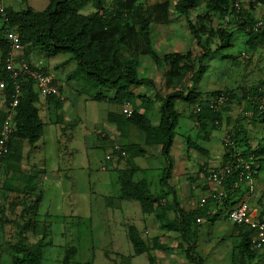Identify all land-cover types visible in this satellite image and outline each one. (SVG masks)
I'll return each mask as SVG.
<instances>
[{
	"label": "rangeland",
	"instance_id": "obj_1",
	"mask_svg": "<svg viewBox=\"0 0 264 264\" xmlns=\"http://www.w3.org/2000/svg\"><path fill=\"white\" fill-rule=\"evenodd\" d=\"M3 1L5 3L9 2L14 9L30 6L34 10H42L48 3V0ZM176 1L137 0L136 2L143 10L151 5L165 2L167 11L163 13L157 8L151 10V12L150 9L147 10V12H150L149 40L145 41L138 36H133L128 45H120L119 47L121 57L136 56L139 59V76L151 80V83L139 87H129L137 97L131 104H128L133 109L144 111L151 123L153 125L157 124L160 101L156 93L165 95L175 88L185 89L193 86L190 76L197 68L196 56L200 48L188 29L187 20L190 19L197 27L198 23L203 24L201 43H204L210 49H214L216 46L215 29L222 26L232 32L233 38L231 46L220 51L217 56H222V52H224L230 53L225 54L230 57L218 58V66L212 67L211 74L215 73L216 81L224 83L220 91H231L235 94L230 102L226 104L227 110L222 111L221 118L208 124L210 133L213 134L214 139L220 137L222 139L226 131L230 130L234 121H241V124L247 128V136L255 142L261 141L262 139L257 140V136L259 138L264 136V123L258 125L257 122L248 121V119L253 120L249 117L252 109L248 105V100L243 98L240 93L250 86L256 85L260 80H264V40L257 43L254 49H251L247 43V36L235 29L234 12L230 9L224 15L218 12L206 14L205 3L207 0H196L195 5L187 14H181L174 9ZM247 1L236 0V4L247 8ZM93 10L94 8L87 4L80 9V12L89 13ZM263 13L264 6L261 5L255 6L252 10V14L256 19L261 18L264 15ZM143 49L146 51L151 49L159 56L173 51L180 53H187L188 51L189 54L186 59L180 62L178 76L168 82L165 80L168 63L165 61L155 62L149 54L142 53ZM242 53L245 55L243 56ZM30 55L34 62H30ZM16 56L35 67H42L43 71L53 76L60 89H63L65 99L62 102L61 113L63 119L70 120V122L68 121L67 130L63 131V135L67 139L63 140V137H61L59 144L55 141V136L60 131L61 125L55 123L54 112L48 115L52 122L48 121L43 127L44 135L42 137L45 138L44 165L46 170L49 171L54 168L55 163L62 162L61 157L58 158L57 154L56 156L53 155L55 149L58 152V148L63 152H71L70 159H68L71 165H68L69 169L63 170L65 173L62 174L61 183L48 180L44 178L41 172L39 173L40 168L39 165L35 164L37 160L33 159L34 154L32 158V148H29L26 141L21 140H15L12 144L11 157L6 156L0 159V259L6 256L7 250L10 253L11 243L16 239L18 240L21 234L26 242L33 243L35 231H32V226L35 220H43L41 221L43 225L42 236L38 239L42 243V258L39 264H62L64 250L68 247L75 248L70 264H124L128 258L122 256L119 252H115L109 238L104 237L100 232L103 199L108 198H105L103 194L111 195L112 201L119 200L114 197L117 192L114 181L108 180L106 189H103L104 182L99 181V179L113 176V174L110 170L101 169V166L105 164V154L108 152L109 147L107 142L102 141L99 137L97 138L99 132L106 130L109 108L120 113V104L111 100L113 91L106 89L103 91L109 98L108 100L85 101V93L87 95L95 93L101 88L95 84L93 79L76 70V62L70 58L71 53L69 52H60L54 56H48L38 48L23 46L16 52ZM40 63L43 65L40 66ZM139 94L142 97H138ZM211 95L214 94L212 92L205 94L204 99ZM184 105L180 100L176 102V108L182 111L178 126L175 129V142L170 150V156L174 157L175 163L178 162L179 158L187 159V145L181 140H184L189 133H191L189 134L191 135L190 139L201 144L206 143V141L204 140V142L200 138H206L209 135V132L199 130V138L195 137V129H189L185 125V118H187L189 121H193L195 128H198L194 119V110L192 108L188 115L189 110H185ZM192 107H194V104H192ZM43 111V113L40 111V114L45 119L47 113L45 110ZM129 128L130 126L122 129L128 132ZM115 133L117 134L119 131ZM41 138L39 141H41ZM87 144L92 147H87ZM189 145L192 144L189 142ZM117 146L115 144L112 154L120 160L125 159L127 154L124 155L120 146ZM189 148H191L189 149V161H192V164L196 163L197 169L190 168L189 163L183 164L182 166L186 167L187 171L181 170L179 172V175H177L179 177L176 180L177 185L184 188V190L188 188L202 190L209 187V185H214L210 182V173L212 169L219 167L214 165L215 159L217 160L216 151H212L211 156H206V150L203 147ZM115 150L118 152H115ZM149 151L154 153L155 150L150 148ZM125 153L131 154V152ZM149 153L145 157L135 156L134 160L143 167L148 164H158L157 167L155 166L154 169L152 168L146 173L151 176L152 180L156 181L157 177L160 176L164 160L160 156ZM34 177L38 186L37 190L30 189ZM262 184V188H255L254 191V197L260 201L264 200V181ZM39 190L42 197L39 199L36 208L39 216H36L34 208L37 197H40ZM135 203L139 205L137 201ZM227 206L221 205V208L225 209ZM215 225V223L205 220L201 226L200 243L196 251L203 258V264H264V250L262 249L258 250V256L253 260L248 261L242 257L244 259L242 263L241 260L237 259V255H228L221 261L216 260L215 257H212L211 261L209 259L204 260L201 249L210 245L211 240L208 237L214 232ZM61 228H64L62 235L60 233ZM128 243L130 245V242ZM121 248L122 253L128 254L125 247L122 246ZM143 258L145 259L144 254L136 260L133 259L132 263H137V259ZM2 264L5 263L2 262ZM8 264H11L10 261Z\"/></svg>",
	"mask_w": 264,
	"mask_h": 264
},
{
	"label": "trees",
	"instance_id": "obj_2",
	"mask_svg": "<svg viewBox=\"0 0 264 264\" xmlns=\"http://www.w3.org/2000/svg\"><path fill=\"white\" fill-rule=\"evenodd\" d=\"M108 1V2H107ZM1 2V0H0ZM137 0H48L47 5L42 10H34L30 6L14 9L10 6L3 7L0 11V81L5 82L1 89L4 103L7 105L12 100L14 85L5 69V58L9 51L8 41L4 37L6 28H13L19 36L21 46L35 47L48 56H54L60 52L71 53V59L76 62V70L83 72L86 76L94 80L98 89L91 98L94 100L109 99L104 93V89L113 91L111 100L114 103H132L137 97L129 89L130 86L139 87L151 80L141 77L138 74L139 59L136 56L121 57L119 53L120 45H128L133 36H138L145 41L149 40L150 12L157 8L166 13L165 2L151 5L143 10L137 5ZM196 0H177L174 4L176 12L187 14L195 5ZM236 0H207L205 3L206 14L218 12L224 15L227 11L234 12L235 29L243 32L247 36V43L254 49L257 43L264 40V15L256 19L252 10L257 5L264 6V0H248V7H240ZM90 4L94 8L89 13H82L80 9ZM150 9V12L147 10ZM3 14V15H2ZM264 14V13H263ZM136 18V19H135ZM199 18V17H197ZM134 20V21H133ZM257 23H260L257 25ZM137 25V27H136ZM187 25L195 42L199 45V52L196 56L197 68L192 72L190 81L192 87L185 89L175 88L160 95L156 93L159 106L158 123L153 125L144 111L132 108L129 116L115 111L107 112V121L115 125L120 132V136H125L126 132L122 128L135 126L145 134V144H160L161 156L164 160L162 173L159 178L161 186H167L171 176L172 160L170 148L174 138V128L177 126L179 112L175 108V101L180 100L188 104H200L199 111L194 112V119L199 130L206 132V128L213 120H218L222 116V111L227 110V103L234 96L231 91H224L228 95L226 104L220 109H211L201 99L200 92L195 91L196 84L202 78L207 69L206 61L214 54L231 46L232 32L225 27H218L214 33L217 36L216 46L210 49L201 43V31L203 24L198 23V27L190 20ZM147 53L155 62L165 61L168 63L165 80L170 82L179 74V64L186 59L187 53L169 52L161 56L151 49L142 50ZM223 58L228 57L223 55ZM264 80H260L256 85H252L242 92V97L248 100V105L252 109L249 115L253 120L264 122V111L257 109V99L262 94L261 86ZM17 105L13 116L14 127L10 133L8 141V152L0 157H11V147L14 141H26L29 144L36 142L42 134L43 122L36 105L38 93L34 89L31 79L23 78L19 82ZM157 92V91H156ZM220 90L212 92L219 93ZM47 97H54L49 95ZM138 97H142L140 94ZM59 98H56V101ZM4 113L0 111V124ZM121 149L131 152V156H147V151L137 143L125 144ZM223 154L221 165L218 168L228 167L222 182V192L217 198L207 197L202 206L193 209L183 210L177 204L173 206L174 218L167 223V227L176 226L180 231L186 247H179L184 251L186 257L194 264H203L202 258L196 253L195 241L197 234L196 219L205 217L211 221L214 215L205 210L209 202L228 203L242 192V185L247 181L246 174L251 173V177L256 175V149H253L249 140L245 136L241 121L234 122L223 138ZM115 152H118L115 150ZM251 157V159H249ZM248 161L250 169L246 170L242 162ZM135 167H129L120 171V198L137 200L143 213L153 212L158 219L163 216L165 205L161 198L165 193L153 195L148 184L143 181H135L132 178ZM213 216V217H212ZM165 226V227H166ZM246 230L241 235L239 252L246 256L248 260H253L257 256V249L251 246V231L243 225ZM127 237L133 247L134 254L148 251L149 246L139 235L134 225H127ZM41 240L29 243L25 241L21 234L19 239L11 245V264H39L42 258ZM158 248H165L161 244L155 245ZM75 253L74 247L64 250L62 264H70V259ZM147 264H155L153 257H148Z\"/></svg>",
	"mask_w": 264,
	"mask_h": 264
},
{
	"label": "crops",
	"instance_id": "obj_3",
	"mask_svg": "<svg viewBox=\"0 0 264 264\" xmlns=\"http://www.w3.org/2000/svg\"><path fill=\"white\" fill-rule=\"evenodd\" d=\"M1 4L2 6H10L9 2H4L3 0H1ZM13 8V7H12ZM222 51V50H221ZM31 54V52H30ZM223 54H230V53H224L222 52V56ZM219 55V53L214 54L213 56H211L210 58L207 59L206 61V65H207V69L204 72V74L202 75V78L200 79V81L196 84L195 86V91H198L201 93L202 100L204 99V95L207 93H211L217 90L222 89V87L224 86V83L222 82H218L216 81L217 77H215V73L211 74L212 72V67H217L218 66V62L217 59L218 58H223L222 56H217ZM230 57V56H228ZM30 62H34L32 59V56H29ZM43 64L40 63V66H42ZM42 69V67H39ZM44 70V69H43ZM249 71V70H248ZM247 71V72H248ZM247 74V73H245ZM209 76V77H208ZM206 77V79L204 80V78ZM55 80V79H54ZM56 82V80H55ZM57 83V82H56ZM202 85H200V84ZM58 85V84H57ZM59 86V85H58ZM60 89V87H59ZM260 91L264 92V85L261 86ZM61 92V97H45V96H38V102L36 103L38 110H39V115L41 117L40 111L41 113H43L45 110L47 113V118L44 119L43 115L41 117V120L43 122V127L44 124H46L48 121H51V118L48 116L51 113H55L54 115V121L56 124H60V131L57 132L56 136H55V141L59 144V142L61 141V137H63L64 139H67L64 135H63V131L67 128L68 126V121L70 122V120H66L63 119L62 117V102L65 99V96L63 97V89H60ZM94 93H89L88 95L85 93V101L86 100H91V101H98V100H94L91 98V96ZM235 94V93H233ZM242 94V91L241 93ZM56 98H59V101H56ZM179 100L175 101V108H176V102ZM182 104H185V110H189L188 115L190 114V110L193 108L191 104H188L186 102H182ZM116 105V104H114ZM181 106V105H180ZM183 106V105H182ZM181 106V107H182ZM191 106V107H190ZM121 108V106H119ZM180 107V108H181ZM4 102H3V95L2 92L0 90V111L4 113ZM120 110V109H119ZM176 110L180 113L179 118L181 116V109L178 110L176 108ZM108 111H116L115 109H111L109 108ZM107 111V112H108ZM186 112V111H184ZM60 115V116H59ZM61 117V118H60ZM96 118V117H95ZM179 118H178V122H179ZM191 119V118H190ZM186 123L185 125H187V127L189 129L194 128L195 129V137H198V132H199V128H195L193 121H189L187 118H185ZM65 121V124H64ZM249 122L255 123L260 125L261 122L260 120H249ZM196 122V121H195ZM235 122V121H234ZM238 122V121H237ZM63 125V126H62ZM178 126V123H177ZM176 126V127H177ZM43 127H42V134L39 137V139L34 142L32 145L28 143L29 148H32V158H33V154H34V158L36 159L37 162H35V164H37V166L39 165L41 174L44 175V178L51 180L53 182H58L61 183L62 182V174H64L65 172H63V170H67L70 167L68 165H71L70 162L68 161V159H70V155L71 152L70 151H65L63 152V150H59L58 148V152L55 151L53 152V155L56 156L58 158H62V162L61 163H55V165L53 166L54 168L52 170H46V167L44 165L45 163V153H44V137H42L43 134ZM106 130L104 132H99L97 134V138L99 137L102 141L107 142V145L109 147L108 152L105 154V164L101 166L102 170H110L113 174V176H107L103 179H99V181H103V189H106L107 187V182L108 180L110 181H114L115 182V189H116V195H114V197L117 198V200L119 201H112L111 199V195H106L103 194V196L107 199H103V205H102V211H101V227H100V232L102 233V235L104 237H108L111 243V246L113 247L115 252H119L121 253L122 256H125L126 259L124 264H147L148 263V257L151 255L154 259V263L155 264H194L191 260H189L185 253L183 252V250L181 249V247H179V244H181L182 247H186V242L183 240L182 235L180 233V231H178L175 227L173 226V228H171L170 226H166L167 223L174 218V210H173V206L175 204H177L179 207H181L183 210H189V209H193L196 208L198 206H202L203 204H200V201L198 202L199 198L201 199L202 197L207 198L209 196L210 193L214 192L215 190H219L220 188L216 187L215 185H209V187H206L205 189L199 190L196 188L193 189H186L184 190V188H180L177 183V175H179V172H181V170L187 171L186 167H183V164H187L189 163V167L194 169H197L196 167V163L192 164V161H189V147H195V146H200L203 147L204 150H206V156H211V152L212 151H216L215 156L217 158V160L215 159V164L214 165H221V157L223 154V137L221 139V137L219 139H214L212 137V133H210V127L209 125L206 128V132H209L208 137L206 138H200L201 140H205L206 143L201 144L196 140L190 139L189 134L191 133H187L188 135L185 137L184 141L185 145H187L186 147V154H187V159L184 158H179L178 162L175 163L174 157H171L172 160V170H171V176L168 180V185L167 186H161L159 183V178L161 176L162 173V168H161V173L160 176L157 177L156 181L151 179V176L147 175V171H149L150 169H154V167L157 165L153 164V165H146V166H140L136 163V161L134 160L135 156H131L128 155V153H125L126 151L122 150V153L124 155L127 154V157H125V159H119L117 156L112 154V150L115 146V144H117L118 146L125 145V144H131V143H137L139 145H141L146 151L147 153H149L150 148H154V153L150 152L149 154H153L155 156H161V147L160 144H145V134L143 131L139 130L138 128H136L135 126H130L128 132L126 133L125 136H120V132L119 133H115L116 131H118L115 127L114 124H112L111 122L107 121V124L105 126ZM176 127L174 128V138H173V142L172 145L175 142V134H176ZM242 128L245 131V136L247 137V139L249 140L251 146L253 149H256L257 152V158L255 161L256 164V175L254 177H252L250 180L246 181L243 185H242V192L239 196H236L234 199H232L230 202L224 204V203H218V202H209L206 206H205V210L207 213H210L212 215L214 214H218V215H214V218L211 221H207L205 217H201V220L199 222H196L197 224V236H196V241H195V251L196 248L198 247V244L200 243L199 241V236L201 233V226L202 224L205 222V220L207 222H213L215 223V229L214 232L209 235V239L211 240L210 245H207L205 247H203L202 250V254L204 256V260L209 259V261L212 260V257L218 261H221L223 259H225L228 255H237L239 260H241V263L243 262L244 259L246 258V256H242L239 252V243L241 240V235L244 232V227L233 224L230 220L227 219L226 217V211L228 210V208L235 204L238 203L241 200H247L250 202L251 205H255V206H262L264 205V200L260 201L259 199L254 197V191L255 188H262L263 187V181H264V136L262 137H258L257 136V140L262 139L261 141H253L251 140L248 136H247V128H245V126L242 124ZM67 130V129H66ZM116 130V131H115ZM228 131V130H227ZM226 131V132H227ZM59 135V136H58ZM260 135V134H259ZM42 137V138H41ZM41 138V141H39ZM204 141V142H205ZM189 142L192 144L191 146L189 145ZM188 143V144H187ZM171 145V147H172ZM90 145L87 144V147H89ZM117 146V147H118ZM92 146H90L91 148ZM116 147V148H117ZM171 150V148H170ZM205 156V158H206ZM145 157V156H144ZM60 161V160H59ZM164 163V162H163ZM132 164L135 167V170L133 172L132 178L135 181H139V180H143L145 181L148 186H149V190L151 191V193L153 195H159L162 193H165L163 195V197L161 198V202H163V205H165V210L163 213V216L158 219L156 217V215L153 212L150 213H143L141 211L140 208V204L137 200H133V199H119L118 197L120 196V182H119V175H120V171L124 168L129 167V165ZM88 166V165H87ZM66 176V175H65ZM36 177V176H35ZM35 177L32 179L31 184H30V189H35L38 187L36 185V180ZM257 186V187H256ZM198 190V191H197ZM40 192V190H39ZM257 192V191H256ZM42 194L40 192V197H37L36 201H35V215L39 216L38 212L36 211L37 208V204L40 201L39 199H41ZM210 197V196H209ZM138 202L139 205H136L135 202ZM221 205H228L225 209L221 208ZM20 211V210H18ZM29 214V212H28ZM20 215V213H19ZM47 215V214H46ZM27 217H29V215H27ZM213 217V216H212ZM41 221L43 220H35V223L32 226V230L33 232L35 231V239L32 242H36L41 236H42V224ZM62 222V220H60ZM39 223V224H38ZM134 225L138 232L139 235L141 236V238L144 239V241L147 243V245L149 246L148 251L142 252L140 254H134L133 253V247L130 250V245L128 242L129 239L127 237V225ZM166 226V227H165ZM246 230V229H245ZM28 232V231H27ZM26 232V234H27ZM60 233L62 235V233H64V228L60 230ZM7 240V239H6ZM17 241V239L13 242L15 243ZM11 243V244H13ZM156 244H161L166 246L165 248H158L155 245ZM125 247L126 251H128V254H124L122 253V248L121 247ZM262 250H264V246L261 248ZM260 250V249H259ZM261 250V251H262ZM183 252V253H182ZM259 252V251H257ZM196 253H198L196 251ZM6 256L2 259H0V264H2V262H4L6 264H8V262L10 261V255H9V250H7V252L5 253ZM145 256V259H137L138 262L137 263H132L134 260H136V258H138L140 255ZM198 255L201 257V255L198 253ZM258 256V255H257ZM256 256V257H257ZM255 257V258H256ZM202 258V257H201ZM254 258V259H255ZM134 259V260H133ZM247 259V258H246ZM248 260V259H247ZM203 261V258H202ZM250 261V260H248ZM11 263V262H10Z\"/></svg>",
	"mask_w": 264,
	"mask_h": 264
},
{
	"label": "built area",
	"instance_id": "obj_4",
	"mask_svg": "<svg viewBox=\"0 0 264 264\" xmlns=\"http://www.w3.org/2000/svg\"><path fill=\"white\" fill-rule=\"evenodd\" d=\"M0 11H3V6L0 2ZM3 15V14H2ZM260 23H257L259 25ZM4 37L8 41L9 51L5 58V69L9 73V77L13 82L14 92L12 94V100L6 105L4 103V117L0 124V157L4 156L8 150V141L10 133L14 127L13 116L15 114V107L17 105L19 82L23 78H29L34 84V89L39 96L54 95L61 97L59 86L55 82L53 76L46 73L39 67L31 65L29 62H25L16 56V52L21 49V43L18 34L13 28H6L4 31ZM244 56L245 54L242 53ZM5 82L0 81V90L4 87ZM228 95L224 91L215 93L206 98L204 102L211 109H220L226 104ZM4 102V99H3ZM200 104L196 103L193 107L194 112L199 111ZM257 109L264 111V92L257 99ZM121 112L126 116H129L132 112V108L128 103H123L120 108ZM252 111L249 113L251 114ZM251 159V157H249ZM242 166L246 169H250L248 161H243ZM228 167L212 169L210 173V182L216 187L220 188L210 193L211 198H217L222 192V182L225 172ZM251 173L246 174L247 181L250 180ZM206 198L200 199V204L205 202ZM226 217L233 224L243 225L251 231L250 243L254 249H261L264 246V205L255 206L251 205L247 200H241L238 203L231 205L226 211ZM201 218H197L199 222Z\"/></svg>",
	"mask_w": 264,
	"mask_h": 264
}]
</instances>
